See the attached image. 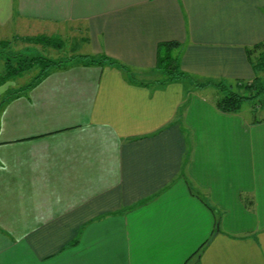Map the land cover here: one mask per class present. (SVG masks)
Returning <instances> with one entry per match:
<instances>
[{
  "label": "crops",
  "instance_id": "1",
  "mask_svg": "<svg viewBox=\"0 0 264 264\" xmlns=\"http://www.w3.org/2000/svg\"><path fill=\"white\" fill-rule=\"evenodd\" d=\"M66 32L132 74L0 84V264H264V120L153 75L177 42L193 82L253 79L264 0H0L5 51Z\"/></svg>",
  "mask_w": 264,
  "mask_h": 264
},
{
  "label": "trees",
  "instance_id": "2",
  "mask_svg": "<svg viewBox=\"0 0 264 264\" xmlns=\"http://www.w3.org/2000/svg\"><path fill=\"white\" fill-rule=\"evenodd\" d=\"M28 40L41 47H51L54 49H63L64 42L61 37L37 35ZM11 44V41H0V51L4 50ZM179 44L177 42H163L158 45V61L157 70L166 74L159 82L164 85L170 82L182 80L185 78L194 77L181 69L180 61L177 56H173V50ZM247 55L253 66L256 75L253 79L248 81H215L207 80L204 82L194 81L196 87L215 86L220 92L217 98L216 106L227 113H241L243 105L246 101L252 102V112L255 113L264 109V79L261 76L264 73V42L255 44L253 47L247 49ZM2 61V70L0 71V84L27 75V73L34 74L33 80L25 87V89L38 84L44 76H46L51 69L66 67L69 63L80 60L86 64L104 63L118 64L121 68L132 74V72L122 63L110 58L107 55L93 56L89 54H72L63 59H53L44 55L29 56L21 53H15L12 57L0 55ZM13 93H18L17 91ZM252 122H260L264 117H250ZM199 195V193H198ZM206 203V201H204ZM212 208V207H211ZM214 210V209H213ZM220 217L216 219L219 224ZM200 252L197 250L196 253Z\"/></svg>",
  "mask_w": 264,
  "mask_h": 264
},
{
  "label": "rangeland",
  "instance_id": "3",
  "mask_svg": "<svg viewBox=\"0 0 264 264\" xmlns=\"http://www.w3.org/2000/svg\"><path fill=\"white\" fill-rule=\"evenodd\" d=\"M66 33H68L67 37H65L66 46L63 49H54L51 47H41L35 44L24 45L26 43L18 42V44H15L14 46L10 48V51L4 50L5 52H3L1 50L0 55H5L6 57H12L15 53H22L24 55H29V56L44 55V56L51 57L53 59H63L72 54H77L79 52L80 53L85 52V50L79 49L80 48L79 38L72 36L69 32H66ZM177 53H178V50H173V56L178 57ZM0 62L2 61L0 60ZM153 75L155 77L157 76V78L158 76H162L165 78L167 77L166 74L163 72L154 73ZM261 76L264 79V73H262ZM33 78H34V74L27 73V75L16 79V84L25 85L31 82ZM186 84L188 85V87H190L192 84L194 85V82L192 79H188ZM216 91L217 89H215L214 87H211V89H209L207 93L209 95H214V92ZM251 109H252V102L246 101L243 105L241 112L246 117H254V116H257L259 118L264 117V109L257 111L255 113H253Z\"/></svg>",
  "mask_w": 264,
  "mask_h": 264
}]
</instances>
